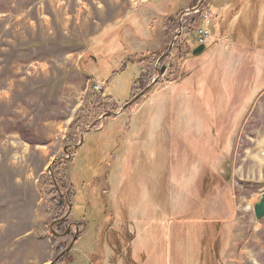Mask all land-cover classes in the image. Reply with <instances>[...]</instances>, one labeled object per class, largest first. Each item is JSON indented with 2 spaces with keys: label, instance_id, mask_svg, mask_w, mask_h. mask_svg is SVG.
Listing matches in <instances>:
<instances>
[{
  "label": "rangeland",
  "instance_id": "rangeland-1",
  "mask_svg": "<svg viewBox=\"0 0 264 264\" xmlns=\"http://www.w3.org/2000/svg\"><path fill=\"white\" fill-rule=\"evenodd\" d=\"M263 194L264 0H0V264H52L77 228L56 264H81L132 214L264 264Z\"/></svg>",
  "mask_w": 264,
  "mask_h": 264
},
{
  "label": "crops",
  "instance_id": "crops-1",
  "mask_svg": "<svg viewBox=\"0 0 264 264\" xmlns=\"http://www.w3.org/2000/svg\"><path fill=\"white\" fill-rule=\"evenodd\" d=\"M134 213V209L132 210ZM131 215V213H129ZM131 218V221L124 223V228H126V233L124 234L121 230V227L111 226L104 227L103 224H96L95 232L96 236L89 237L90 239V247L87 254L79 252V256H82V259L79 258L83 263L81 264H183L184 261L187 260L189 263L196 259L198 264H206L203 263L202 259V247H201V255L198 258L193 257V255H188L186 250H188L189 240L192 239V235L189 232L190 227L193 226L192 222H177L172 225L169 230L168 236L164 241L163 246L161 245L160 239H157V236L151 235L148 232H145L146 222L140 220L142 223V229H137L139 225L136 224L135 215ZM129 220V218H127ZM155 224V219L152 220ZM160 224V223H159ZM133 226V228L131 227ZM156 226V225H155ZM102 237H98V233H101ZM116 231L118 235L113 236L111 233ZM85 236L78 237V241L74 246L75 249L82 243V240ZM218 241L216 240L215 243ZM214 243V244H215ZM152 247H148L149 245ZM218 244V243H217ZM202 245V243H201ZM80 250V246L78 247ZM217 251L215 245L210 246L209 254L211 253L212 261L217 260V253L215 256V252ZM87 259V261H86ZM205 258V260H207ZM192 264V263H191Z\"/></svg>",
  "mask_w": 264,
  "mask_h": 264
},
{
  "label": "water",
  "instance_id": "water-1",
  "mask_svg": "<svg viewBox=\"0 0 264 264\" xmlns=\"http://www.w3.org/2000/svg\"><path fill=\"white\" fill-rule=\"evenodd\" d=\"M205 51H206V45L202 44V45H200L197 49H195V50L192 52V55H193V56H200V55H201L202 53H204ZM166 57H167V55L162 56L161 59L159 60V63H160L164 58H166ZM165 72H166V67H163V68L159 71V75H160V76H163ZM156 82H157V81H154L153 84H156ZM148 91H149V88L146 89V90H145L140 96L136 97V98L134 99L133 102H135L136 100H138L140 97L144 96L145 93L148 92ZM133 102H132V103H133ZM116 115H118V114L107 113V114H105V115L103 116V119H104L105 117H107V116H116ZM83 142H84V135L81 137V142H80V144L77 145V146H75L74 148H75V149L79 148L80 146H82ZM68 148L70 149L71 147H68ZM68 148L65 149V153H68ZM67 155H68V154H67ZM68 159H70V157H68V158H62V159H61V158H60V159H57V160H55V162L52 164V166H55L57 163H62V162H64V161H67ZM51 170H52V167L49 169V172H51ZM71 209H72V208L70 207V210H69L68 216H69L70 213H71ZM254 211H255V216H256V218H257L259 221H263V220H264V194L262 195L260 201L254 206ZM68 216H67V217H68ZM78 231H79V228H77V233L75 234V236H74V238H73V241H72L71 245L69 246V248L65 251V253H63L61 256H59L57 259H55V261H54L52 264H56V263L59 261L60 258H62L65 254H68V253L73 249L74 245H75L76 242L78 241V237H79V235H78Z\"/></svg>",
  "mask_w": 264,
  "mask_h": 264
},
{
  "label": "trees",
  "instance_id": "trees-1",
  "mask_svg": "<svg viewBox=\"0 0 264 264\" xmlns=\"http://www.w3.org/2000/svg\"><path fill=\"white\" fill-rule=\"evenodd\" d=\"M128 67H129V66H127V68H128ZM125 68H126V66H123V64H122L121 71H120V70L118 71V69L115 70V71H111L109 75H106V77H108V78L103 79L101 82H102L107 88L110 87L111 84L114 82L115 78L118 77L119 75H121V73H124V72L127 70V68H126V69H125ZM93 75H94V74H93ZM105 86H104V87H105Z\"/></svg>",
  "mask_w": 264,
  "mask_h": 264
},
{
  "label": "built area",
  "instance_id": "built-area-1",
  "mask_svg": "<svg viewBox=\"0 0 264 264\" xmlns=\"http://www.w3.org/2000/svg\"><path fill=\"white\" fill-rule=\"evenodd\" d=\"M205 36H206V37H202V36H201V38H200V40H199L200 43H205V42H206L207 34H205ZM94 90H95V91H103L104 88H103L101 85H98V84H97V85L94 86Z\"/></svg>",
  "mask_w": 264,
  "mask_h": 264
}]
</instances>
